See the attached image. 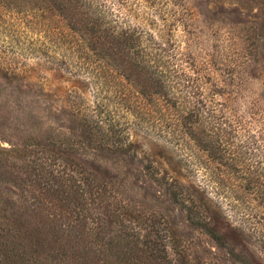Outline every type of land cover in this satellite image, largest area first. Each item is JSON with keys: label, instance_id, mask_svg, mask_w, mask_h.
Instances as JSON below:
<instances>
[{"label": "rangeland", "instance_id": "1", "mask_svg": "<svg viewBox=\"0 0 264 264\" xmlns=\"http://www.w3.org/2000/svg\"><path fill=\"white\" fill-rule=\"evenodd\" d=\"M72 5L0 0V264H263L231 218L220 219L221 240L207 232L202 207L223 212L185 154L143 130L132 78L104 64V23L94 24L97 55L66 32L91 37L87 13L118 15L191 71L189 62L218 63L227 30L238 42L264 23V0ZM262 77L246 84L249 95L264 93Z\"/></svg>", "mask_w": 264, "mask_h": 264}, {"label": "trees", "instance_id": "2", "mask_svg": "<svg viewBox=\"0 0 264 264\" xmlns=\"http://www.w3.org/2000/svg\"><path fill=\"white\" fill-rule=\"evenodd\" d=\"M64 1L73 6L78 0ZM66 17L73 14L68 12ZM86 17L92 23L87 28L91 37H82L73 27L66 35L73 37L85 56L97 55L101 45L94 38V24L104 23V64L121 69L125 79L132 78L129 84L138 93L134 97L140 98L139 113L149 125L143 130L165 138L185 154L188 167L199 172V189L211 194V203L223 212L221 217L210 214L198 204L207 232L221 240L220 219L231 218L237 229L261 247L264 264V93L249 95L246 87L251 79L262 77L256 75L258 66L264 72V56L260 57L264 54V23L244 30L238 42L227 30L231 44L221 46L218 63L198 67L189 62L188 71L172 61L174 55L156 38L128 19L106 13H87ZM140 75L148 83L141 82ZM174 183L180 185L176 178ZM49 239L56 241L55 235L53 241ZM152 246L155 253L150 255L157 254L164 263V249Z\"/></svg>", "mask_w": 264, "mask_h": 264}]
</instances>
